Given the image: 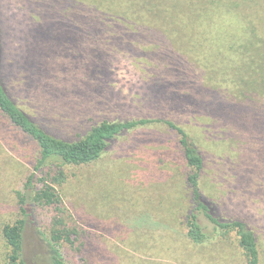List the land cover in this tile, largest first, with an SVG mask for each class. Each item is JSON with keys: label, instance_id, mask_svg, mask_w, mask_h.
<instances>
[{"label": "rangeland", "instance_id": "obj_1", "mask_svg": "<svg viewBox=\"0 0 264 264\" xmlns=\"http://www.w3.org/2000/svg\"><path fill=\"white\" fill-rule=\"evenodd\" d=\"M132 1L0 0V22L11 41L20 29L19 35L39 30L41 21L62 30L63 19L71 17L65 18L61 9L78 2L83 10L79 20L94 21L97 33L89 36L81 30L79 36L66 37L58 31L52 35L53 47L64 49L66 55L57 52L61 58L48 67L51 73L62 71L61 78L69 84H81L72 95L75 102H96L99 109L88 115L94 119L82 128L55 132L76 138L104 118L165 117L180 122L209 167L205 194L213 197L221 216L243 219L255 230L264 264V167L259 176L234 168L238 161L246 168L248 152L264 147V133L252 125L253 120L238 119L240 110L250 109L247 104L261 112L256 122L264 119V103L259 105L264 99L253 96L256 100L235 102L240 76L244 77L238 72L248 66L250 57L225 49L251 35V20L216 16L175 39L176 33L166 31L170 21L159 17L149 22V14L144 23L134 18L129 12L134 10ZM95 7L98 14L89 19L83 12H95ZM126 9L129 14L123 15ZM187 19L182 16L175 22L185 24ZM252 19L264 36L260 17ZM71 41L79 44L76 51L67 45ZM1 147L7 159L0 164V264H9L10 247L2 228L19 217L13 186L16 177L31 167L32 156L27 149H18V154ZM238 151L241 158L236 155L234 160ZM64 168L68 179L63 185V212L41 207L34 220L29 217L25 264H51L47 239L59 219L75 230L72 242L60 244L68 264H245L235 233L219 234L202 244L187 238L189 191L183 182L187 167L173 130L156 125L132 131L117 139L97 161Z\"/></svg>", "mask_w": 264, "mask_h": 264}, {"label": "trees", "instance_id": "obj_2", "mask_svg": "<svg viewBox=\"0 0 264 264\" xmlns=\"http://www.w3.org/2000/svg\"><path fill=\"white\" fill-rule=\"evenodd\" d=\"M77 3L61 9L66 15L65 18L71 17L68 20L63 19L62 30L54 28V31L50 22L41 21L39 30H30L19 35L23 31L20 29L17 38H13L15 46L0 22V164L7 159L2 155L1 146L18 154V149H27L32 156L31 167L16 177L17 181L13 186L18 199L19 217L2 228V235L10 247L8 263L25 264L24 233L29 217L34 220L35 212L41 207H51L63 212V185L68 179L65 165L95 162L120 137L138 129L145 130L158 125L177 134V143L187 167L183 175V182L189 191L185 222L187 238L193 243L202 244L211 241L216 235L228 237L235 233L238 236V245L244 252L245 264H261L262 244L255 230L243 219L221 216L213 197L205 194L204 177L208 175L209 167L193 137L180 122L165 117L104 118L91 124L85 133L76 138L55 132L57 129L69 131L82 128L83 123L94 119H90L88 115L99 109L96 102L85 105L75 102L72 95L78 92L81 84L77 80L73 82L78 84H69L61 78L62 71L51 73L48 67L49 62L59 61V53L66 55L62 47L61 51L53 47L52 35L55 36L58 31L66 37V34L79 36L81 30L89 36L97 33L94 21L79 20V13L83 10ZM131 7L134 10L129 12L133 13L134 18H140L141 23L148 21L146 14L150 15L149 22L159 17L163 22L170 21L166 31L176 33L173 36L175 39L187 36L184 33L188 29L196 30L206 24L205 20L208 18L214 20L216 16H234L235 19H250L251 35L245 37L237 46L230 44L225 48L230 54L236 52L238 55L243 54L242 58L250 57L248 66L238 72L244 77L240 76L236 94L233 96L238 100H233L236 103L246 102L254 99L253 96L264 99V36L252 25V17L258 15L263 25L260 29L264 31L263 0H253L248 4L243 0H133ZM94 10L95 12L83 13H88L90 19L98 14L96 7ZM129 12L126 9L123 15ZM182 16L188 18L185 24L175 22ZM205 32L208 30L205 29ZM74 41L66 43L72 51H76L79 46ZM227 90H230L229 85ZM263 103L264 100L259 105L262 106ZM246 106L250 109L240 110L242 117L238 118L239 121L253 120L252 125L257 126L260 133H264V119L256 122L262 117L261 112L256 111L253 105ZM239 153H232L234 160L241 158ZM248 153L250 162L246 168L240 165L243 164L242 161H238L234 168L242 174L250 172L259 176L263 172L262 166L264 167V164H259L264 162V147ZM9 157L13 158L12 155ZM72 231L75 230L68 228L60 219L50 230L47 239L50 248L47 252L51 264H68L60 244L63 241L72 242Z\"/></svg>", "mask_w": 264, "mask_h": 264}]
</instances>
